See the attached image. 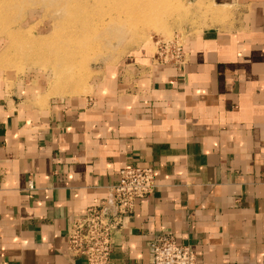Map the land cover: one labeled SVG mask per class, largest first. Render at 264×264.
Returning <instances> with one entry per match:
<instances>
[{
	"label": "crops",
	"instance_id": "crops-1",
	"mask_svg": "<svg viewBox=\"0 0 264 264\" xmlns=\"http://www.w3.org/2000/svg\"><path fill=\"white\" fill-rule=\"evenodd\" d=\"M187 1L182 64L131 55L94 95L46 103L0 83V264H88L70 222L129 163L154 167L157 188L109 264H150L163 233L198 264H264V0Z\"/></svg>",
	"mask_w": 264,
	"mask_h": 264
},
{
	"label": "rangeland",
	"instance_id": "rangeland-1",
	"mask_svg": "<svg viewBox=\"0 0 264 264\" xmlns=\"http://www.w3.org/2000/svg\"><path fill=\"white\" fill-rule=\"evenodd\" d=\"M0 15V83L46 103L94 95L102 70L131 55L156 59L194 13L187 0H0Z\"/></svg>",
	"mask_w": 264,
	"mask_h": 264
},
{
	"label": "built area",
	"instance_id": "built-area-1",
	"mask_svg": "<svg viewBox=\"0 0 264 264\" xmlns=\"http://www.w3.org/2000/svg\"><path fill=\"white\" fill-rule=\"evenodd\" d=\"M154 61L159 65L184 63L182 43L164 42L159 45ZM156 171L152 166L129 163L119 173L111 187L107 201L75 216L68 227V251L73 257H82L88 264H109L116 233L134 212L136 202L155 192ZM110 203L113 205L110 208ZM150 264H198L196 251L188 244H180L169 233L158 235L149 242Z\"/></svg>",
	"mask_w": 264,
	"mask_h": 264
},
{
	"label": "bare ground",
	"instance_id": "bare-ground-1",
	"mask_svg": "<svg viewBox=\"0 0 264 264\" xmlns=\"http://www.w3.org/2000/svg\"><path fill=\"white\" fill-rule=\"evenodd\" d=\"M104 1H106V0H104ZM2 4H3V3H2ZM4 5H5V4H3V7L6 6V5H5V6H4ZM1 9H2V8H1ZM3 17H4L3 15H0V22H2V23H3L4 19H5V18H3Z\"/></svg>",
	"mask_w": 264,
	"mask_h": 264
}]
</instances>
